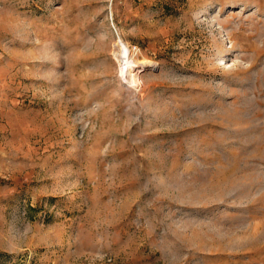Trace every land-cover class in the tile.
Masks as SVG:
<instances>
[{
  "label": "rangeland",
  "instance_id": "374dc122",
  "mask_svg": "<svg viewBox=\"0 0 264 264\" xmlns=\"http://www.w3.org/2000/svg\"><path fill=\"white\" fill-rule=\"evenodd\" d=\"M0 264H264V0H0Z\"/></svg>",
  "mask_w": 264,
  "mask_h": 264
},
{
  "label": "bare ground",
  "instance_id": "6f19581e",
  "mask_svg": "<svg viewBox=\"0 0 264 264\" xmlns=\"http://www.w3.org/2000/svg\"><path fill=\"white\" fill-rule=\"evenodd\" d=\"M125 51H126V55L128 56V57H130V53H129V51H128V47L126 46V49H124ZM127 66V65H126ZM126 69V68H125Z\"/></svg>",
  "mask_w": 264,
  "mask_h": 264
},
{
  "label": "built area",
  "instance_id": "2783aa9c",
  "mask_svg": "<svg viewBox=\"0 0 264 264\" xmlns=\"http://www.w3.org/2000/svg\"><path fill=\"white\" fill-rule=\"evenodd\" d=\"M133 49L135 50V49H136V46H134ZM132 51H133V50H132Z\"/></svg>",
  "mask_w": 264,
  "mask_h": 264
}]
</instances>
